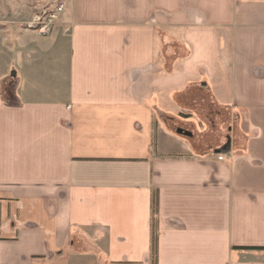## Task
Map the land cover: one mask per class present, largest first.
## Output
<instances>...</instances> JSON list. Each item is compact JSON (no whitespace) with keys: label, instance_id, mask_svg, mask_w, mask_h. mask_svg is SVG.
<instances>
[{"label":"crops","instance_id":"crops-1","mask_svg":"<svg viewBox=\"0 0 264 264\" xmlns=\"http://www.w3.org/2000/svg\"><path fill=\"white\" fill-rule=\"evenodd\" d=\"M62 2L0 25V264H264V0Z\"/></svg>","mask_w":264,"mask_h":264},{"label":"rangeland","instance_id":"rangeland-1","mask_svg":"<svg viewBox=\"0 0 264 264\" xmlns=\"http://www.w3.org/2000/svg\"><path fill=\"white\" fill-rule=\"evenodd\" d=\"M59 2L62 0H0V25L27 29L21 24Z\"/></svg>","mask_w":264,"mask_h":264},{"label":"built area","instance_id":"built-area-1","mask_svg":"<svg viewBox=\"0 0 264 264\" xmlns=\"http://www.w3.org/2000/svg\"><path fill=\"white\" fill-rule=\"evenodd\" d=\"M63 10L64 3L59 2L51 10H43L21 25L27 27V29L34 30L40 36L49 35ZM217 159H224V155H218Z\"/></svg>","mask_w":264,"mask_h":264},{"label":"trees","instance_id":"trees-1","mask_svg":"<svg viewBox=\"0 0 264 264\" xmlns=\"http://www.w3.org/2000/svg\"><path fill=\"white\" fill-rule=\"evenodd\" d=\"M156 197H153L152 198V201H151V214H152V225H153V223H154V217H155V213H156ZM152 235H153V237H154V239H155V236H156V233H155V231L154 230H152ZM245 248H247V247H245ZM252 248H255V247H252ZM256 249V248H255Z\"/></svg>","mask_w":264,"mask_h":264}]
</instances>
